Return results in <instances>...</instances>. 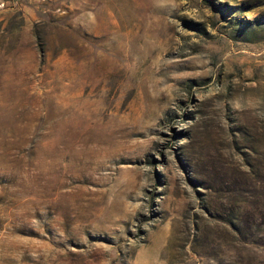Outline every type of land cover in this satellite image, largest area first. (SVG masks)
I'll return each instance as SVG.
<instances>
[{
  "label": "rangeland",
  "instance_id": "obj_1",
  "mask_svg": "<svg viewBox=\"0 0 264 264\" xmlns=\"http://www.w3.org/2000/svg\"><path fill=\"white\" fill-rule=\"evenodd\" d=\"M264 0H0V264H264Z\"/></svg>",
  "mask_w": 264,
  "mask_h": 264
},
{
  "label": "trees",
  "instance_id": "obj_2",
  "mask_svg": "<svg viewBox=\"0 0 264 264\" xmlns=\"http://www.w3.org/2000/svg\"><path fill=\"white\" fill-rule=\"evenodd\" d=\"M246 191L247 197L238 191V199L232 206L233 234L242 243H254L264 245V182L260 191L256 190L254 183H250Z\"/></svg>",
  "mask_w": 264,
  "mask_h": 264
}]
</instances>
